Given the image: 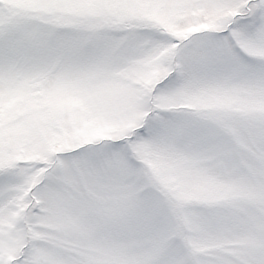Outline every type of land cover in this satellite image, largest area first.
Here are the masks:
<instances>
[{
  "label": "snow or ice",
  "instance_id": "6c2138e0",
  "mask_svg": "<svg viewBox=\"0 0 264 264\" xmlns=\"http://www.w3.org/2000/svg\"><path fill=\"white\" fill-rule=\"evenodd\" d=\"M0 264H264V0H0Z\"/></svg>",
  "mask_w": 264,
  "mask_h": 264
}]
</instances>
